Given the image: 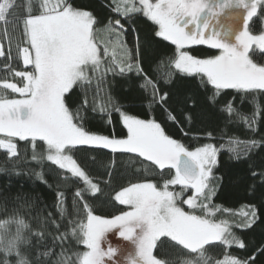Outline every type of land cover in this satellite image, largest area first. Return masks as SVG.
<instances>
[{
  "label": "snow or ice",
  "instance_id": "6c2138e0",
  "mask_svg": "<svg viewBox=\"0 0 264 264\" xmlns=\"http://www.w3.org/2000/svg\"><path fill=\"white\" fill-rule=\"evenodd\" d=\"M106 7L112 16L103 27H97L101 20L73 0H0V41H7V49L0 42L4 61L0 72L5 73L0 78V152L7 162L18 163L20 142H24L31 150L32 161L40 166L49 162L70 174L59 177L66 184L76 179L84 185L73 194L71 213L64 191H58L55 216L38 214L36 229L16 209L0 219V264H110L120 254L125 264H176L171 257L180 254H185L180 264H256L257 257L264 256V245L248 257H237L229 251L233 246L247 250L245 241L233 229L247 230L257 222L255 205L233 211L214 204L218 189L213 183V170L221 151L227 150L237 160L248 158L253 150H264V138L229 137L219 146L204 143L190 150L168 135L154 118L128 114L111 95L97 108L96 98L109 73L121 77L135 73L142 81L141 89L148 94L149 107L160 108L167 120L179 123L169 105L171 94L161 84L170 86L178 74L200 77V85L211 92L207 97L210 107L219 103L224 90L252 96L251 114L237 110L234 98L220 111L230 122L236 117V122L255 133L257 124L264 121V107L255 97V93L264 92V64L254 62L252 55L254 47L264 55V31L253 34L249 25L254 18L264 22V0H109ZM137 15L153 22L154 37L175 46L174 56L168 61L172 71L156 79L143 68L139 36L131 47L125 40L127 31L134 30L131 21ZM99 33L109 37L102 49L97 41ZM193 45H208L219 54L198 58L186 50ZM20 61L23 70L13 66ZM16 78L18 81L13 82ZM77 89L79 102L73 99ZM89 91L93 92L91 102ZM189 99L186 97L185 103ZM90 103L93 112L109 116L108 123V109L118 113L127 135L117 138L86 130L81 112ZM184 119L193 122L192 115L184 114ZM206 138L215 139L211 132ZM79 146L137 154L143 158L142 164L150 162L143 170L157 171L160 181L145 179L122 187L114 201L128 210L111 218L96 215L86 195L97 199L102 189L74 158V153L81 150ZM164 170L170 178H164ZM252 175H259L264 184V171H253ZM35 176L48 186L43 169ZM173 186H179L180 191L171 190ZM189 190L191 194H187ZM225 215L240 219H224ZM113 229L131 243L132 250L110 244L105 247L107 234ZM166 248L175 251L167 252ZM212 248H222V258L210 256Z\"/></svg>",
  "mask_w": 264,
  "mask_h": 264
},
{
  "label": "trees",
  "instance_id": "16d2710c",
  "mask_svg": "<svg viewBox=\"0 0 264 264\" xmlns=\"http://www.w3.org/2000/svg\"><path fill=\"white\" fill-rule=\"evenodd\" d=\"M23 3V0H18ZM73 3L81 8L90 10L101 20V25L106 23L109 17L112 16L109 8V0H73ZM123 22V21H122ZM131 23L134 25V30H129L125 34V40L131 47L139 36L141 44L142 64L145 72L153 79L158 75H162L168 71H172L168 67V61L173 58L175 46L169 41H164L162 38L154 37L156 26L142 15L133 17ZM250 29L257 33L262 29V21L254 18L250 22ZM109 37L105 33L97 35V41L101 49ZM4 43L7 49V41ZM255 52L252 58L257 62L264 64V55H261L258 49H253ZM15 56V47L12 50ZM201 57H211L217 55L215 51L199 52ZM3 58L0 57V67L3 65ZM17 70H23V63L13 64ZM159 66V68H158ZM158 71H154L157 69ZM5 73L0 72V78ZM11 79V77H9ZM18 78L13 82H17ZM141 80L135 73L126 76H113L108 74L105 83L101 86L102 91L96 98V106L104 101L107 95H111L118 106H122V110L128 114L135 115L142 119L154 118L160 122L165 128L168 135L179 140L189 149L202 146L204 143H214L219 146L229 137H238L241 140L264 138V121L257 124L255 133L247 130L244 123L236 122V117H232V122L226 113H222L220 108L229 100H233V106L243 114H251L253 111L252 96H243L237 94L236 90H224L219 97V103L212 107L209 106L207 97L211 92L207 91L200 85V77L195 79L184 77L180 74L176 75L174 82L170 86L161 84L164 91L171 94L169 105L172 111L175 112L179 123H173L167 120L166 115L160 108L148 105V94L141 89ZM17 95V94H12ZM80 90L73 94V99L79 102ZM186 97H190L185 103ZM256 102L264 107V92L255 93ZM93 92L89 91L88 99L91 102ZM195 107H192V104ZM111 112V123H108L109 116L100 113L98 110L93 112L92 106L86 110H82L81 115L84 117L83 124L86 130L108 136L123 138L127 135V130L123 126L118 113L108 109ZM184 114L192 115L193 122L188 123L184 119ZM211 132L215 139L209 140L206 138V133ZM80 151L74 153V158L81 165L87 174L92 178L94 183L102 189V193L97 194L99 198L91 199L86 195L87 202L94 208L95 214L106 218H111L119 215L122 211H127L128 207L119 205L114 201V195L122 187L128 186L130 183L143 182L145 179H150L156 182L160 181L157 171L149 168L147 171L143 169L150 162L141 161L137 154L127 153H111L107 149H92L89 146H79ZM21 158L18 163L7 162L6 155L0 152V167L5 171L0 172V219H5L13 214V210L19 211L33 227H39L37 216L45 217L48 213L56 214L55 204L57 202V192L64 191L65 200L69 213L72 212V197L77 188L84 187L82 181L72 179L65 183L60 179L61 175H70L59 170L56 166L45 162L43 166L38 165L31 160V150L27 144L20 142ZM27 152L25 154V150ZM95 158V162L93 159ZM43 169L48 186L41 183L35 176L36 172ZM166 178H170L167 174L168 170H164ZM257 173L264 171V150L256 149L250 153L248 158L241 157L240 159L232 158L227 150L221 151L218 155V165L213 170V183L217 187V193L213 203L224 208L238 211L247 205H255L257 210V222L247 230L234 228L233 231L240 236L247 245V250H241L233 246L229 249L231 254L237 257H248L253 252L264 245V184L261 183L259 175L253 176L252 172ZM19 173V174H17ZM111 174V175H109ZM174 174V170L172 173ZM59 186V187H58ZM171 190L180 191L179 186H173ZM187 194H191L190 190ZM19 198V199H18ZM186 198V195L184 196ZM24 205L21 207V205ZM187 209V206H184ZM221 217H217L220 219ZM224 219L239 221V216L232 217L225 215ZM49 231H54L49 229ZM83 250V249H82ZM167 252H174V249L166 248ZM60 251L59 248L56 249ZM210 256L219 259L223 256L222 248L209 249ZM71 255V252H69ZM154 255H157V250L154 249ZM185 254H180L171 257L180 264L181 258ZM158 258H164L158 256ZM256 264H264V256H258Z\"/></svg>",
  "mask_w": 264,
  "mask_h": 264
},
{
  "label": "rangeland",
  "instance_id": "374dc122",
  "mask_svg": "<svg viewBox=\"0 0 264 264\" xmlns=\"http://www.w3.org/2000/svg\"><path fill=\"white\" fill-rule=\"evenodd\" d=\"M249 27H250V25H249ZM250 31H251V29H250ZM261 31H264V22H262V29H261ZM261 31H259L257 33H254L253 32V34H259ZM217 54H219V52H217ZM194 56H196L198 58H202V57H199L197 55H194ZM253 61L256 62L254 59H253ZM259 64H261V63H259ZM194 149L195 148L190 149V150H194ZM108 244H110L113 247H117V248H119L121 250H124V251L132 250V248H133V246L131 245L130 242L124 241L122 238L119 237L118 230H116V229H113L111 232H109L107 234V240H106V243H105V247H107ZM110 264H125L124 255L123 254L118 255L114 261L110 262Z\"/></svg>",
  "mask_w": 264,
  "mask_h": 264
},
{
  "label": "flooded vegetation",
  "instance_id": "af4514ba",
  "mask_svg": "<svg viewBox=\"0 0 264 264\" xmlns=\"http://www.w3.org/2000/svg\"><path fill=\"white\" fill-rule=\"evenodd\" d=\"M221 19L223 20V17H221ZM186 50H188L193 55H197V54H199V52H202V53L208 52V51L209 52L210 51L218 52V50L212 49L208 45H193V46L188 47ZM199 57H201V56H199ZM202 58H208V57H202Z\"/></svg>",
  "mask_w": 264,
  "mask_h": 264
}]
</instances>
